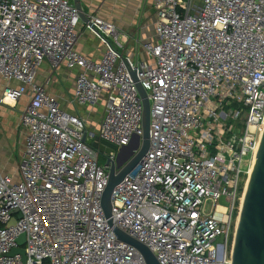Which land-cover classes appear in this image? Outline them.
<instances>
[{
	"label": "built area",
	"instance_id": "built-area-1",
	"mask_svg": "<svg viewBox=\"0 0 264 264\" xmlns=\"http://www.w3.org/2000/svg\"><path fill=\"white\" fill-rule=\"evenodd\" d=\"M151 6L154 39L134 47L89 14L84 28L104 47L95 60L75 48L82 22L70 0H0V79L18 83L0 102L30 92L19 178L0 172V264H146L115 228L159 264H231L264 130V0ZM45 61L52 71L77 69L70 103L102 102L96 127L35 82ZM132 74L149 100V145L114 186L109 223L101 207L109 168L143 134ZM95 136L116 148L99 152L87 142ZM14 248L23 253L9 255Z\"/></svg>",
	"mask_w": 264,
	"mask_h": 264
},
{
	"label": "crops",
	"instance_id": "crops-1",
	"mask_svg": "<svg viewBox=\"0 0 264 264\" xmlns=\"http://www.w3.org/2000/svg\"><path fill=\"white\" fill-rule=\"evenodd\" d=\"M73 2V0H70ZM85 17L95 14L112 23L119 31L128 35L129 46H136L154 39V11L151 0H80ZM78 27L79 37L75 48L82 55L99 59L104 47L100 41L84 28L83 20ZM77 69L61 65L52 71L45 61L38 69L35 82L56 97L59 105L72 113L86 115L90 125L96 127L103 111V103L92 107H74L70 103ZM6 85L16 87L18 83H6L0 79V97ZM29 90L16 102H0V172L18 180V164L24 151L25 129L20 125L19 116L30 96ZM100 107V108H98ZM92 126V127H93Z\"/></svg>",
	"mask_w": 264,
	"mask_h": 264
},
{
	"label": "water",
	"instance_id": "water-1",
	"mask_svg": "<svg viewBox=\"0 0 264 264\" xmlns=\"http://www.w3.org/2000/svg\"><path fill=\"white\" fill-rule=\"evenodd\" d=\"M73 3L79 10L81 20L87 22L85 14L82 13L80 0H73ZM132 77L136 81L143 107V134L141 139L139 136H135L128 146L121 147L117 153L116 163H111L109 168L108 182L101 195V207L109 223L111 222V192L114 186L141 160L149 145V100L134 74ZM87 142L101 153L108 154L116 148V146L103 140L99 141L97 136L88 139ZM136 150L137 152L134 154ZM117 168L119 171L116 172ZM245 192L235 231L231 264H264V130ZM114 232L120 240L137 248L143 255L146 264H159L153 253L145 245L116 228ZM23 241L24 234H20L17 237V242L21 244ZM17 252L23 253L21 249L14 248L9 255Z\"/></svg>",
	"mask_w": 264,
	"mask_h": 264
},
{
	"label": "bare ground",
	"instance_id": "bare-ground-1",
	"mask_svg": "<svg viewBox=\"0 0 264 264\" xmlns=\"http://www.w3.org/2000/svg\"><path fill=\"white\" fill-rule=\"evenodd\" d=\"M258 146L259 144H256L255 148H254V152H253V158H252V162H251V165H250V169H249V174L251 175V172H252V168H253V164H254V161H255V158H256V153L258 151ZM249 175V177H250ZM249 177H248V180L246 182V189H247V185H248V181H249ZM245 189V191H246ZM246 192H244V195H245ZM244 198V196L242 197V199Z\"/></svg>",
	"mask_w": 264,
	"mask_h": 264
},
{
	"label": "rangeland",
	"instance_id": "rangeland-1",
	"mask_svg": "<svg viewBox=\"0 0 264 264\" xmlns=\"http://www.w3.org/2000/svg\"><path fill=\"white\" fill-rule=\"evenodd\" d=\"M98 108H100V107H98ZM116 154H117V151H116ZM99 161H100L101 163H103V162L105 161V158L102 157V156H100Z\"/></svg>",
	"mask_w": 264,
	"mask_h": 264
}]
</instances>
